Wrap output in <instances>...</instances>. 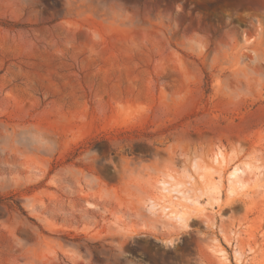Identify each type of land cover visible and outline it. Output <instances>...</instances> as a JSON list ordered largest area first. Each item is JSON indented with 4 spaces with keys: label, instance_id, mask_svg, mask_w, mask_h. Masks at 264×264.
I'll return each instance as SVG.
<instances>
[{
    "label": "rangeland",
    "instance_id": "1",
    "mask_svg": "<svg viewBox=\"0 0 264 264\" xmlns=\"http://www.w3.org/2000/svg\"><path fill=\"white\" fill-rule=\"evenodd\" d=\"M0 264H264V0H0Z\"/></svg>",
    "mask_w": 264,
    "mask_h": 264
},
{
    "label": "bare ground",
    "instance_id": "2",
    "mask_svg": "<svg viewBox=\"0 0 264 264\" xmlns=\"http://www.w3.org/2000/svg\"><path fill=\"white\" fill-rule=\"evenodd\" d=\"M242 173V171H239V169H236V170H234L233 172H232V178H234V180H235V183H240V180H239V174H241ZM234 183V184H235Z\"/></svg>",
    "mask_w": 264,
    "mask_h": 264
}]
</instances>
